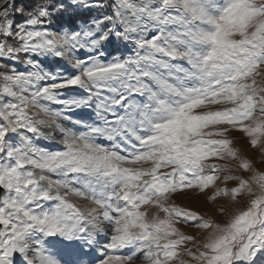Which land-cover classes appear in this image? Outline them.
Masks as SVG:
<instances>
[{"label":"snow or ice","instance_id":"snow-or-ice-1","mask_svg":"<svg viewBox=\"0 0 264 264\" xmlns=\"http://www.w3.org/2000/svg\"><path fill=\"white\" fill-rule=\"evenodd\" d=\"M0 62V264H264V0H0Z\"/></svg>","mask_w":264,"mask_h":264},{"label":"rangeland","instance_id":"rangeland-1","mask_svg":"<svg viewBox=\"0 0 264 264\" xmlns=\"http://www.w3.org/2000/svg\"><path fill=\"white\" fill-rule=\"evenodd\" d=\"M65 2H67V0H65ZM91 13L98 15V13L95 9H93L91 11ZM50 27H51L52 31L61 30V25L59 23L54 24ZM109 51L112 52L114 55L119 54L116 52V44L115 43L109 47ZM120 51L127 54V51L123 48L122 45L120 46ZM8 66L12 67L13 65L11 62H8ZM42 66L48 70H51V71H56L57 69H62L67 74H71V72L73 71L72 69H70L67 66L65 61L60 60L58 58H53V57L43 59ZM15 67L18 70H24V68H25V66L22 64H16ZM73 115H74V118L83 117V118L87 119L88 116L91 115V110L90 109H77V110H75V113ZM232 135L235 137H239V139L236 141V145L238 147L242 148L243 154L248 156V157L254 158V166L259 168L261 171H264V162H261L259 154L256 153L254 150H252L248 146L246 138L242 137L240 135V133H233ZM101 142L107 143V141H103V140H101ZM38 143L40 144V146H47V142H45V141H38ZM233 167H235V165H233ZM238 174H242L245 176L248 175L247 173H243V172H240ZM220 186H223V185H220ZM177 203L192 207L193 209H197V210H200L202 212L206 208L210 207L209 205H205L203 197H198V198H194V199H185L182 197H177ZM244 203H245L244 201H241V203L239 205H236L234 207H243ZM185 231L194 232L195 230L191 229V228H186Z\"/></svg>","mask_w":264,"mask_h":264},{"label":"trees","instance_id":"trees-1","mask_svg":"<svg viewBox=\"0 0 264 264\" xmlns=\"http://www.w3.org/2000/svg\"><path fill=\"white\" fill-rule=\"evenodd\" d=\"M41 2H43V0H16V3H18V4L19 3H25V4H29V5L38 4V3H41ZM93 16H96V14H93L91 12H86L84 14V18H86V19H90ZM0 63H4V62H0Z\"/></svg>","mask_w":264,"mask_h":264}]
</instances>
